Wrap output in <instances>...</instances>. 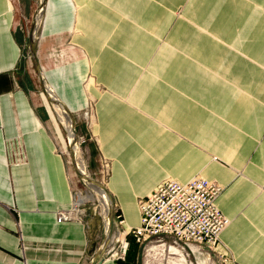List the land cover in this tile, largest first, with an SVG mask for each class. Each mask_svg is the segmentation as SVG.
I'll return each instance as SVG.
<instances>
[{"label": "crops", "instance_id": "1", "mask_svg": "<svg viewBox=\"0 0 264 264\" xmlns=\"http://www.w3.org/2000/svg\"><path fill=\"white\" fill-rule=\"evenodd\" d=\"M45 17L46 35L73 31L87 55L106 188L125 227L140 224L137 198L201 176L223 187L217 249L229 264H264V0H47L41 30ZM19 26L0 0V264H83L87 226L56 220L71 189L21 77ZM18 139L28 163L9 166L4 143Z\"/></svg>", "mask_w": 264, "mask_h": 264}, {"label": "rangeland", "instance_id": "2", "mask_svg": "<svg viewBox=\"0 0 264 264\" xmlns=\"http://www.w3.org/2000/svg\"><path fill=\"white\" fill-rule=\"evenodd\" d=\"M11 2L18 25H20L17 33L21 38L19 67L21 77L30 89L29 98L43 119V127L52 137L56 152L64 162L72 197V206L69 211L75 210L72 212L73 216L81 218L82 222L87 226L90 235L89 253L86 255L83 264H91L106 241L105 226L102 220L101 208L96 199H89L79 206L75 204L76 195L85 197L92 194V192L86 186L84 180L77 175L73 167L71 155H69L66 131L57 120L56 115L52 116L50 110H48L46 103V101L48 104L50 103L48 99L46 98L45 101L42 97L44 92L36 73L30 49V35L34 16L41 6V0H11ZM63 10L69 11V8H64ZM65 11L63 14L66 15L67 11ZM66 16L69 17V12H67ZM43 18L44 11L42 12L39 28L36 32L35 45L39 63L48 66L45 71L47 77L45 81L54 88L56 96H59L58 98L72 111L75 130L78 136L79 153L86 165L87 174L96 182L107 186L111 176L112 161L101 154L98 140L94 133L96 125V97L92 93L91 85L95 84L87 69V55L83 48L73 41V31H57L46 35L44 29L46 17L41 30ZM53 118L56 124H54ZM13 141L16 140L4 143L5 157L9 155L13 158L12 162L8 160V165H24L28 163L24 141L19 139L16 142ZM19 152H22L23 158L20 159V162H17ZM168 179L173 180L172 178H167L166 180ZM261 190L264 193V186ZM111 198L114 208V230L122 234L125 231V223L121 225L120 222H125L124 214L116 199L113 196ZM139 199L137 198V205ZM15 212L17 211L14 208L10 212L13 217L16 215ZM118 217L120 218L118 219ZM130 217H136L139 220V212L134 213ZM135 222L134 225L136 226L138 223L137 221ZM130 239H133V237L129 234L126 236L128 248L125 260H117L124 264H229L228 254L217 249V246L206 247L192 243L185 244L169 237L152 239L140 244L135 242L132 245ZM122 241H116L112 238V243L110 242L106 253L113 251V249L118 251ZM20 247L22 250H25V243L22 239ZM106 253L105 259L110 258L111 254ZM114 259L116 260V258Z\"/></svg>", "mask_w": 264, "mask_h": 264}, {"label": "built area", "instance_id": "3", "mask_svg": "<svg viewBox=\"0 0 264 264\" xmlns=\"http://www.w3.org/2000/svg\"><path fill=\"white\" fill-rule=\"evenodd\" d=\"M21 158L23 154L19 152L17 162ZM12 159L8 155L7 164ZM221 193L222 187L219 184L202 177H195L187 183L171 179L163 181L150 195L139 199L140 224L128 231L124 227L125 231L121 234L124 239L114 258L125 260L128 248L126 236L129 234L138 244L169 237L185 244L218 246L219 237L229 224V220L216 206ZM74 211L59 212L57 222L81 219L73 216ZM124 223L120 222L121 225Z\"/></svg>", "mask_w": 264, "mask_h": 264}, {"label": "bare ground", "instance_id": "4", "mask_svg": "<svg viewBox=\"0 0 264 264\" xmlns=\"http://www.w3.org/2000/svg\"><path fill=\"white\" fill-rule=\"evenodd\" d=\"M47 5V0H41V6L39 10L37 11L36 15L34 16V21H33V27L31 31V40H32V45H30L31 49V54L32 58L34 60V65L36 69L37 76L39 78V82L41 84L42 90L45 95H47V99L50 101V105L53 109V111L56 113L60 124H62L64 130L66 131L67 134V139H68V145H69V155H71V149L75 155V161H74V166L77 168V171L84 177H87L89 179H92L86 171V165L83 161V159L80 157L79 153V148H78V136L75 130V121L72 117V112L69 110V108L62 103L61 99L56 96L55 91L50 87L47 86L46 89V84L47 82L45 81L44 75L42 73L38 57H37V50H36V45H35V36L36 32L39 28V22L41 21V15L42 12L45 10ZM74 168V169H75ZM84 180L86 186L91 190L92 194H89V196L83 197L82 195H76V201L75 204L77 206L85 203L87 200L91 199H96L100 205L101 208V213H102V220L104 222L105 226V234H106V241L104 245L102 246L99 254H98V260H103L105 259V253L107 250V247L109 246L112 238L116 241H122L123 236L117 232H115V221H114V208H113V202L111 199V196L104 184L102 183H96L95 180ZM126 230H128L130 227L126 225ZM114 230V234L112 236ZM112 243V242H111ZM111 254L110 258H114L117 255V250L113 249V251L107 252ZM106 253V254H107ZM105 255V256H104Z\"/></svg>", "mask_w": 264, "mask_h": 264}, {"label": "water", "instance_id": "5", "mask_svg": "<svg viewBox=\"0 0 264 264\" xmlns=\"http://www.w3.org/2000/svg\"><path fill=\"white\" fill-rule=\"evenodd\" d=\"M30 45H32L31 37H30ZM71 161H72V164H73V166H74L75 155H74L72 149H71ZM74 168H75V167H74ZM75 171H76L77 175H78L80 178H82L83 180H87V179H89V178H87V177L82 176V175L77 171V168H75ZM89 180L94 181L93 179H89ZM95 182H96V181H95ZM96 183H98V182H96ZM101 262H102V260H98V255H97V256L95 257V259L91 262V264H100Z\"/></svg>", "mask_w": 264, "mask_h": 264}, {"label": "trees", "instance_id": "6", "mask_svg": "<svg viewBox=\"0 0 264 264\" xmlns=\"http://www.w3.org/2000/svg\"><path fill=\"white\" fill-rule=\"evenodd\" d=\"M131 244L133 245L135 241L133 239H130Z\"/></svg>", "mask_w": 264, "mask_h": 264}]
</instances>
